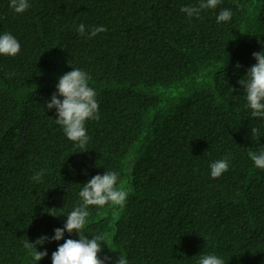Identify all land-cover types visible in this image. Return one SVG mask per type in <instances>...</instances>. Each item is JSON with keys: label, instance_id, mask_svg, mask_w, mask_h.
I'll return each mask as SVG.
<instances>
[{"label": "trees", "instance_id": "trees-1", "mask_svg": "<svg viewBox=\"0 0 264 264\" xmlns=\"http://www.w3.org/2000/svg\"><path fill=\"white\" fill-rule=\"evenodd\" d=\"M199 2L28 0L17 14L0 0V35L20 44L0 55V264H52L75 232L37 246L48 253L38 262L25 244L63 228L83 185L109 171L126 204L89 206L84 229L104 236L106 264H200L207 255L264 264V169L249 156L264 150V118L251 116L238 84L252 53L264 52V0L181 12ZM224 9L231 19L217 22ZM97 26L106 31L89 38ZM72 68L88 73L99 104L85 148L44 105ZM225 158L228 170L212 178L210 165Z\"/></svg>", "mask_w": 264, "mask_h": 264}, {"label": "clouds", "instance_id": "clouds-1", "mask_svg": "<svg viewBox=\"0 0 264 264\" xmlns=\"http://www.w3.org/2000/svg\"><path fill=\"white\" fill-rule=\"evenodd\" d=\"M221 0H200L198 7H182L181 12L187 13L189 17L199 16L204 9H215ZM10 7L21 14L29 9L28 0H10ZM216 14V12L214 13ZM231 10H221L217 16V22H227L231 19ZM85 25L80 24L77 31L80 35L85 34ZM106 31L103 26H97L88 33L89 38L98 33ZM20 51L18 40L10 33L0 35V55L15 56ZM121 52H124L122 49ZM126 53L131 61L130 52ZM139 54V50L135 56ZM134 56V57H135ZM256 63L249 68L246 75L238 81V84L246 92L247 106L251 109L252 117L264 118V52L252 53ZM240 65L237 63L236 68ZM90 77L87 72L81 69H73L62 75L58 84L57 91L52 94L50 101L45 102L47 110L55 109L57 118L55 122L62 126L66 137L76 142L80 148H85L89 141L85 123L88 120L99 119V104L96 100V91L89 86ZM62 97V99H59ZM251 135L258 140L261 137L260 130L256 127L251 128ZM251 160L255 166L264 169V150L258 154L249 152ZM229 168L228 159L213 162L210 165L211 177L219 178ZM44 175V170L36 172L32 179L38 181ZM118 173L115 171L104 172L103 175L97 174L88 180L79 192L82 204L76 207L66 216V223L63 228L54 229L51 237L41 236L34 242L29 241L25 247L32 249V256L35 262L47 256V251H37V246L52 241H60L64 238V233L72 234L75 232L79 239H66L63 244L58 245L57 250L51 255L52 264H106L109 257L101 259L99 253L102 251L101 242L105 243L103 235H96L89 239L84 234L85 226L90 215L89 206L104 207L112 206L123 207L129 195L128 190L118 186ZM52 215V214H50ZM55 216V215H52ZM115 264H128L124 256H121ZM200 264H224V261L215 255H207L200 260Z\"/></svg>", "mask_w": 264, "mask_h": 264}]
</instances>
